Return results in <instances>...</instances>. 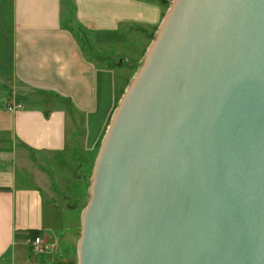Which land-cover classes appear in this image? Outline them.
<instances>
[{
  "label": "water",
  "instance_id": "1",
  "mask_svg": "<svg viewBox=\"0 0 264 264\" xmlns=\"http://www.w3.org/2000/svg\"><path fill=\"white\" fill-rule=\"evenodd\" d=\"M92 177L79 264H264V0H173Z\"/></svg>",
  "mask_w": 264,
  "mask_h": 264
},
{
  "label": "crops",
  "instance_id": "2",
  "mask_svg": "<svg viewBox=\"0 0 264 264\" xmlns=\"http://www.w3.org/2000/svg\"><path fill=\"white\" fill-rule=\"evenodd\" d=\"M68 1L0 0V258L30 230L50 245L42 253L49 264L66 258L58 239L79 231L82 214L56 195L80 196L72 175L78 146L90 164L127 85L126 67L112 63L141 59L168 7L71 0L67 24ZM10 99L23 107L9 111ZM11 143L23 155L2 148Z\"/></svg>",
  "mask_w": 264,
  "mask_h": 264
},
{
  "label": "rangeland",
  "instance_id": "3",
  "mask_svg": "<svg viewBox=\"0 0 264 264\" xmlns=\"http://www.w3.org/2000/svg\"><path fill=\"white\" fill-rule=\"evenodd\" d=\"M172 2H173V0H169V2L166 3L168 6L166 15L169 12V9L171 7ZM65 9H66V15L65 16H66L67 24L69 23V21H70V23L71 22L73 23L72 20H73L74 6H73L71 0L68 1V5L65 7ZM165 16H164V18H165ZM157 35H158V33L154 37L153 41L151 42L150 47L143 54L141 59H138V61H137L138 64L136 66H132V67L129 66L126 63V61L124 60V58H121L123 60L117 59V60L113 61L112 65L116 66L117 63H121L123 66L126 67V72L128 73L127 85H126L125 89L123 90L122 98H121L120 102L122 101V99L125 96V94L127 93V91L130 89L133 81L135 80V78L137 77L139 72L141 71V68L144 64L147 53H148L149 49L151 48V46L153 45V43L155 42ZM120 102L118 103L117 107L114 110V113H113L112 118H111V122H112V119H113L119 105H120ZM111 122H110V124H111ZM110 124H109V126H110ZM15 145L16 146H14L11 143V145L9 144L8 146H2V148H5L6 150L7 149L11 150L13 152L15 150H17L16 152L23 155L22 152L25 151V149L23 147H20L19 144H17V143ZM100 148H101V145H100V147H98V149L96 151L97 152L96 158L91 157V159H90L91 163L90 164L88 163L86 165L83 164V153H82V149H80L79 153L82 154L81 165L78 166V164H77L78 159H77L76 164L74 166L73 173H72L74 179L77 181L78 184L81 185V188H80L81 191L79 192L80 196L72 199V198H64L61 195H59V196L56 195L57 196L56 199L59 201V204H62V205L64 204L65 206H68L70 208H77V209H79L81 214L83 213V210L87 206V204L90 200V197H91L90 186H91V183L93 181L92 175H93L95 162H96L97 157H98L99 152H100ZM81 217H82V215H81ZM78 230L79 231H77L76 233H63L62 235H60L58 240L61 241L63 239L64 243L62 244V248L64 249V252H65L64 256L66 258L63 261H57V262L55 261L54 263L52 262L51 264H79L78 245H79V241H80V237H81V231H82V219H81L80 228ZM37 235H40V233ZM33 237H35V236L28 232L27 236L23 237V240H24L23 242H21V243L15 242V244L12 246V248L4 256H2L0 258V264H49V260L46 256L47 254H42L44 252H42V253L37 252L34 245L32 244L31 241H32ZM55 247H58V246L56 245Z\"/></svg>",
  "mask_w": 264,
  "mask_h": 264
},
{
  "label": "built area",
  "instance_id": "4",
  "mask_svg": "<svg viewBox=\"0 0 264 264\" xmlns=\"http://www.w3.org/2000/svg\"><path fill=\"white\" fill-rule=\"evenodd\" d=\"M23 107L22 102L15 100V99H10L7 103H6V108L9 111H16L20 108ZM32 244L34 245L35 249L37 250V252L42 253V252H46L50 245L48 244V242L45 241V238L41 235H38L36 237L32 238Z\"/></svg>",
  "mask_w": 264,
  "mask_h": 264
},
{
  "label": "trees",
  "instance_id": "5",
  "mask_svg": "<svg viewBox=\"0 0 264 264\" xmlns=\"http://www.w3.org/2000/svg\"><path fill=\"white\" fill-rule=\"evenodd\" d=\"M79 151H80V147H78V149H77V152H78V158H77L78 161H77V164H78V166L81 165V158H82V154L79 153ZM80 154H81V155H80ZM0 189H1V188H0ZM38 232H39L38 230H30V231H29V233L32 234V235H34L35 237L38 236V235H37V234H39ZM35 234H36V235H35Z\"/></svg>",
  "mask_w": 264,
  "mask_h": 264
},
{
  "label": "bare ground",
  "instance_id": "6",
  "mask_svg": "<svg viewBox=\"0 0 264 264\" xmlns=\"http://www.w3.org/2000/svg\"><path fill=\"white\" fill-rule=\"evenodd\" d=\"M130 61V60H129ZM116 114V113H115ZM115 116V115H114Z\"/></svg>",
  "mask_w": 264,
  "mask_h": 264
}]
</instances>
